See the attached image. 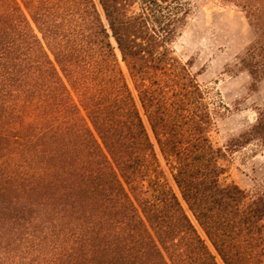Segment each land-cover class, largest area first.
<instances>
[{
	"label": "trees",
	"instance_id": "trees-1",
	"mask_svg": "<svg viewBox=\"0 0 264 264\" xmlns=\"http://www.w3.org/2000/svg\"><path fill=\"white\" fill-rule=\"evenodd\" d=\"M238 68L264 80V0ZM192 0H0V264H264V189L174 45Z\"/></svg>",
	"mask_w": 264,
	"mask_h": 264
},
{
	"label": "rangeland",
	"instance_id": "rangeland-1",
	"mask_svg": "<svg viewBox=\"0 0 264 264\" xmlns=\"http://www.w3.org/2000/svg\"><path fill=\"white\" fill-rule=\"evenodd\" d=\"M192 13L175 43V54L206 89L213 103H224L212 132L216 148L251 128L264 110V80L252 81L238 68L239 59L252 42L253 31L236 8L223 7L215 0H192ZM222 164L223 184L235 183L246 191L264 189V146L253 143L228 153Z\"/></svg>",
	"mask_w": 264,
	"mask_h": 264
}]
</instances>
